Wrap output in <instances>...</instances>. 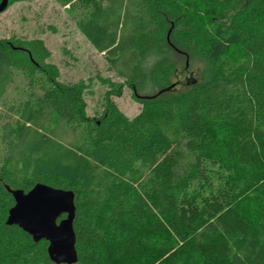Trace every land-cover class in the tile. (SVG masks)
<instances>
[{
  "label": "trees",
  "instance_id": "obj_1",
  "mask_svg": "<svg viewBox=\"0 0 264 264\" xmlns=\"http://www.w3.org/2000/svg\"><path fill=\"white\" fill-rule=\"evenodd\" d=\"M86 1L77 28L141 110L128 118L104 93L89 117L40 39L0 38V100L17 92L0 124V264H264V0L224 22L237 0ZM198 52L215 65L203 81ZM39 181L75 194L70 263L5 222L8 189Z\"/></svg>",
  "mask_w": 264,
  "mask_h": 264
},
{
  "label": "rangeland",
  "instance_id": "obj_2",
  "mask_svg": "<svg viewBox=\"0 0 264 264\" xmlns=\"http://www.w3.org/2000/svg\"><path fill=\"white\" fill-rule=\"evenodd\" d=\"M245 0H237L236 4L220 11L216 20H229L237 12ZM5 9L0 11V38L8 39L16 45L25 46L28 40L38 38L48 51L43 62L51 65L57 72L59 81L80 82L85 111L88 116L102 113L104 93H108L115 106L122 110L128 118L139 112L142 102L134 96L130 84L124 77L116 75L102 52L96 50L76 26V21L85 18L89 8L86 0H8ZM177 13V12H176ZM165 29L168 24H162ZM183 60L177 57L176 64L180 68ZM193 75L201 81L212 74L215 65L203 59L198 52L189 65ZM181 72L179 77L184 78ZM181 88V84L177 85ZM8 93L0 100V124L3 113L12 96L11 85ZM19 90V88H17ZM155 87L145 89L141 94L153 92ZM1 129V128H0ZM212 171L215 169L211 167ZM216 170V169H215ZM213 184L220 179L213 175Z\"/></svg>",
  "mask_w": 264,
  "mask_h": 264
},
{
  "label": "water",
  "instance_id": "obj_3",
  "mask_svg": "<svg viewBox=\"0 0 264 264\" xmlns=\"http://www.w3.org/2000/svg\"><path fill=\"white\" fill-rule=\"evenodd\" d=\"M6 4L7 0H0V11L5 9ZM169 30L166 32V40ZM171 85L160 90L170 88ZM8 191L13 197V204L7 209L5 222L17 224L34 241L46 239L47 253L54 263L74 261L73 191L69 188L52 187L42 181L33 184L26 191L19 187ZM262 224L264 226V218Z\"/></svg>",
  "mask_w": 264,
  "mask_h": 264
}]
</instances>
